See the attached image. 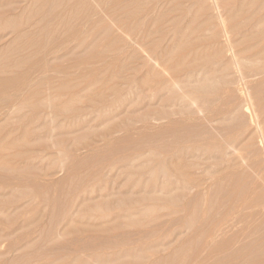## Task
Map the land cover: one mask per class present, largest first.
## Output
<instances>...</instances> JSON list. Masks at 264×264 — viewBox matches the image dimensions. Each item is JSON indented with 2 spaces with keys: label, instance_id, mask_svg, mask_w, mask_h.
<instances>
[{
  "label": "rangeland",
  "instance_id": "1",
  "mask_svg": "<svg viewBox=\"0 0 264 264\" xmlns=\"http://www.w3.org/2000/svg\"><path fill=\"white\" fill-rule=\"evenodd\" d=\"M50 1L54 2L53 0H0V79L10 77L17 80V82L21 85V88H14L5 96V98H7L6 101L13 104L12 107L8 111L0 110V264H74V262L75 264H92V261L93 264L94 262L95 264H118L117 262H120L119 264H121L122 262L129 261L130 259L131 262H134L135 259L132 257L133 255H129L133 254L134 250L138 249V247L139 249L140 247L143 248L142 244H144V246H148L147 243H149L150 245L153 240V243L157 244V250L155 247L153 248L156 252L152 250L155 255L153 254L154 256L152 255L153 257L151 256L148 260L144 261L145 263L143 264H264V145H261V142L262 144L264 143L263 124V128L260 127L261 123H263V121L260 122V119H264V111L262 110V112L260 110L261 108H264V75H260L261 77H254L251 81L252 83H250V95L251 98H253L251 101L254 100L259 105L258 106L254 101L255 105L251 102L253 104V106L251 104V110H248L244 106V99L234 90H231L230 93L228 92L226 95L223 94V98L218 104H207L206 109L210 110L204 109L206 110L204 111V115L206 117L210 116L211 119L215 118L214 121H210L208 117L206 118L203 116L198 118L175 117L174 120L176 122L173 121L174 123L167 122V119L152 120V122L148 121L149 123L139 122L136 124L133 123V121H130L131 125L130 122L126 123L129 124V128L116 132L111 136H107V126L111 129L112 126L119 127L118 124H123L121 119L124 120L126 116H128V112H130V114H141V112L143 113L145 109L142 108L138 103L139 101H137L139 95L138 92L141 87L138 82L135 83L132 81L130 85L127 83L129 86L126 83L123 85L124 83L121 82L122 75L127 73V71L132 68L129 67V65L131 64L130 66H134L133 62H135V64L137 63V58H130L131 54L134 52L132 44L129 45L126 52L119 55L118 60L114 62L115 64L110 63L103 65L101 62H97L98 64L95 63L92 65L94 69L91 70L90 64H83L81 67H89L88 72L83 67V71L72 72L68 75L53 74L54 72L52 69L54 66H70L75 63L72 61H79V58H81V61H86V59L89 60L88 55H91L93 52V54L96 53V56H99V53L100 56L104 54V57L109 55L112 56L111 54L114 55V51H116L115 49L117 47H121L119 45L116 46L115 43L120 45L122 44L123 46L124 43L121 39H126L124 37H127L123 32L120 33V29L116 28V19H118V15L120 13H123L121 14L123 16L125 14L123 11L126 9L127 11H130L126 13H130L131 15L127 14L125 18L127 19V16L130 18L136 10L131 7L136 6L137 1V3H141L139 2L141 0H132L135 2H132L131 0L130 2L128 0L131 4L124 3L127 2V0H121L120 3L118 2L119 6L115 5V10L111 9L109 11L113 14H105L107 17H104L105 15L103 16L101 14L91 15L97 7L96 5H98L97 3H102L104 0H86L88 2L85 1V4L82 2L83 5H81V3L78 4L77 0H69V2L67 0H55L56 3L51 4ZM94 1L98 2L95 3ZM142 1L145 3L148 2V0ZM122 2L123 4H128V6H130L126 7V5H122ZM67 3L69 7L66 6ZM86 3H89L91 8L90 5L87 6ZM134 3L135 5H132ZM74 4L76 6H74ZM52 5L54 6L52 7ZM84 5L87 7L85 8ZM120 5L126 7V9L123 8L121 10L122 12L119 10ZM80 7H83V9H80ZM163 7L161 9H166L165 11L171 8L170 6ZM117 8L119 11L116 10ZM74 9L77 12L74 11ZM87 10L88 12H86ZM91 10L93 11L91 12ZM82 11L85 12L86 15L89 13V16H87L86 19V15ZM82 13L85 17L84 15H81ZM80 15L83 16L81 19H84L86 24H84L83 20L81 21V19H79ZM109 15L114 16L113 18H115L116 22H114V19ZM115 15L118 17L116 18ZM121 15V18H119L121 20L125 19L124 16L122 17ZM99 16L103 19L106 18V20H101L102 22H105L103 23L104 25H106V21H108V24L105 27L99 23L101 22ZM108 16L112 20H110ZM77 20L80 21V25ZM66 23L68 26L65 25ZM73 24H75V27ZM98 24L103 27L102 30L99 28L100 25L98 26ZM69 25L71 26L70 28ZM84 25L86 26V30ZM92 25L94 26L92 27ZM108 27L111 32H108L107 35V31H104L103 29ZM91 28L94 31L96 30V32H94ZM90 29V35L92 33H96L97 35L92 34L93 36H89L87 32ZM100 30L106 32H103V35L100 36L101 39L98 37V34L101 33ZM97 31H99V33H97ZM73 33L79 34L78 38L80 39H82V36H85L86 40L84 37L82 40L77 38L74 41L71 40L69 45L68 43L70 41L67 43L64 40ZM84 34H87V36ZM118 34H121V38ZM40 35L42 37L47 35L46 39L44 37L42 38ZM51 35L55 37H51ZM94 36H97L95 39L98 38V40L100 39V41H104H101V46L100 43L99 45L94 44L96 42L95 39L94 41L92 39L94 43H88V41H90ZM122 36L124 37L122 38ZM47 38L50 43L46 41ZM114 38L121 43L115 41L113 44L112 42H114ZM34 40H37V42ZM39 40L40 42L42 41V43H40ZM50 40H52V42ZM78 40L81 42H78ZM83 40H85V42ZM72 41L74 42V46H72ZM75 41L78 45L82 44V47L78 45L75 46ZM60 42H64L63 45L65 47L61 45V47L63 46L64 48L62 47L61 49V47H59V50L57 47L60 45ZM82 42L87 43L86 45H83L84 43ZM105 42L107 44H105ZM43 43L48 46L46 47ZM41 44L44 46V49L41 47V52H38V49H40L39 47L42 46ZM77 46L78 51L74 48V52L70 51L72 50L71 47H76L77 49ZM87 47L89 50H87ZM52 48L59 51L44 58L43 53L45 51L52 50ZM92 48H94V50ZM103 49L105 52H102L104 51ZM107 49H114V51L111 53V51L109 52ZM130 49L133 51L132 53L130 52ZM66 50H69L70 53L73 54H70L69 51L68 54H66ZM88 51L89 54H86ZM106 53L107 55L105 56ZM126 54H128L130 59H127L128 56ZM124 55H126V58L121 59L124 58ZM133 55L136 56L135 52ZM56 56L59 57L56 58ZM74 56H76L79 60ZM109 57L105 59L107 60ZM126 61L130 63L128 64ZM40 62L43 64L42 67H38L41 64ZM119 62L122 63V65L123 63H127L125 65L128 66H121ZM105 66H108L109 68H105ZM43 67H45V70ZM34 68L37 70H34ZM106 69L108 70L105 71ZM27 72L29 75H27ZM87 73L89 74L87 75ZM21 77L23 78L21 79ZM96 82L100 85L98 83L97 85ZM133 83L135 86H133ZM61 85L64 87L62 88ZM116 85H119L118 88H120V93L112 94L110 89L111 87L109 86ZM129 87H131V89ZM136 90L138 91L137 93ZM144 92L145 93L143 94L149 93L145 87ZM110 94L112 96H110ZM105 96H108L109 98H106L109 100L107 103L108 107L100 104V101L102 99L104 100ZM98 97H100V100ZM83 99L86 100V102L82 101ZM88 100H92L90 101V104H88ZM93 100H96V102L98 100L100 105H98V102L96 103ZM65 101L67 105H65ZM110 101L113 102L108 105ZM33 102L34 104L35 102H39V105L41 106L39 109L40 111L38 110V113L36 114H33L37 112V110L33 108L34 104L31 105ZM70 102L76 109H78V106L80 105L81 108L85 106L87 113L89 112V114L92 110L95 112L91 114L92 116L88 114V117H86L87 119L82 117L83 120H79L81 123L79 121H71L70 118L69 122L68 116H71L76 111L75 109L73 112L69 110L71 115L67 113L68 107L66 106H69ZM94 102L96 104H94ZM47 103L56 104L58 107H64L67 112L64 108H61L64 110L63 113L60 111L58 112L55 109L48 108L49 104ZM71 104L68 109L72 110ZM85 104H88V107H86L87 105ZM91 104L94 106L92 105L90 108ZM0 105H2V102H0ZM43 105L44 107L42 108ZM208 105L211 107H208ZM213 105L214 107L216 105L217 106L214 108ZM96 106H101L99 107V112H97V109L99 108ZM106 107L111 110H107V113L110 111L111 114L109 113L108 115L106 113ZM151 107L162 109L164 105H153ZM204 107L205 105L203 108ZM103 108H105V111ZM252 108L254 109L253 112L255 111L254 113L257 115L253 116L254 113L249 112L252 111ZM32 109L33 111L35 110V112H33ZM112 109H117L116 114L119 113L117 116H113L114 118L111 116L115 115V111H112ZM170 109L178 108L173 106ZM258 109L263 114H260V112L258 113ZM50 111L51 113L48 114ZM55 111L58 113H56L57 116H55L57 119L51 120L50 116L53 117L54 114L52 113ZM65 112L68 115L65 116ZM101 112H104V114L106 113L108 116L105 115V117H103L104 115ZM31 113L40 117V124L37 123L39 125L33 124L31 126H27L28 118L26 117L31 116ZM213 113H216L215 117H212ZM99 114H102L103 116ZM17 115H19V118ZM96 115L98 116L96 117ZM258 116H260V118ZM93 117L96 118V120ZM84 118L86 122L84 121ZM92 118L94 121H92ZM255 118H258L259 121ZM99 121H101V123ZM256 122H260V126L257 125ZM254 124H256V126ZM250 125H253L254 127ZM252 127L256 129H253ZM27 128L28 130L26 131ZM257 128L261 129V131L258 129L260 133ZM251 129L254 134L251 133ZM254 130L257 132H254ZM256 133L258 134L256 135ZM103 134L107 135L105 136ZM236 134L238 135V140L241 138L239 141H234V143L238 145L246 136V138H244V140L240 143L242 147H238L239 150L237 154L239 156L241 155V157L236 155V152L234 151L230 154L232 157L235 153L236 156H233L234 161L229 159L231 157L228 156V154L222 156V158L220 154L217 156V153L215 152L218 146L215 145L218 143L217 145H220L218 148H220L225 145V142L228 140L233 142L234 139H230V136L233 135L234 137ZM240 134L242 137H240ZM251 134H253L256 138L252 139ZM101 135L107 137L106 141L103 140L104 137L101 138ZM49 136L52 138L49 139ZM237 137L235 136L234 138L237 139ZM257 137L260 140L259 142ZM20 138L22 140H20ZM219 139L220 141H218ZM249 139H251L252 142L249 141ZM202 140L203 144L206 140L209 144L205 143L206 146L203 145L200 143ZM213 140L218 142L215 143ZM244 141H247L248 146ZM195 142L197 146H195ZM243 142L245 145H243ZM212 143L215 144L211 145ZM201 144L203 147L199 148ZM236 144L234 145L236 146ZM74 145L80 148V150L76 151V147L72 148ZM207 145H211V147H208ZM84 146L86 148H84ZM180 147L181 152L182 148L183 150L185 149L183 152L186 157H184L185 155H181L183 152H179ZM207 147L209 149L203 150ZM26 149L32 150V152L28 154L31 157V161L27 158L29 156L25 155L27 153H24ZM42 149H44V151ZM186 149H189L187 151L190 154L185 153ZM210 150L211 152L212 150L213 152L215 151L213 155H216L215 158L220 156L219 160L221 161L218 159L213 160L214 158L211 156V152H209ZM205 151H208L210 155ZM25 152L29 151L26 150ZM243 155L245 157L242 159ZM187 156L191 158V160L187 159ZM24 157L27 158V160ZM206 157L209 158L206 159ZM162 158L169 163L174 162L171 163L172 166L176 164L180 165L178 166L180 168H183L182 165L185 164V162V165L189 164L193 160H199L202 162L199 167H197L198 169L190 168L189 170V165L185 166L187 168H183L185 170L188 169L186 171H190L191 174L193 173L191 177L188 176V172V174L186 173L184 175L183 173L186 171H182L180 169L182 171L181 172L178 167H176L179 170L177 172L181 175L177 173V175H175L173 173L171 178V175H168L167 177L163 174L165 177L171 178L172 184L174 182L173 185L171 184L169 186V184L164 182L165 180H161L163 177L161 176L162 174H159V177H157L155 176L158 174H155L156 171H150L155 170L157 166L160 168L159 163L162 164ZM226 158L227 160H225ZM28 159L29 164H27ZM184 159H187V161ZM222 159L225 164H223L224 162H222ZM59 161H61V163ZM150 161H153L156 164L153 162L148 163ZM166 161H164V166L166 168L169 166L172 168L171 165L166 164ZM219 163H221V165ZM145 164H149V169H151H146L148 167ZM142 165H145L146 167H143ZM227 165L228 167H225ZM213 166L217 169L215 170L217 171L216 173L211 169ZM170 167L168 169H170ZM204 167L207 168L205 169ZM174 168L175 167H173V171ZM203 168L204 172L206 171L205 173L202 172ZM156 169H158V167ZM194 170L200 171L195 172ZM47 172V176L42 177V175H45ZM151 172L154 173H152V177H150L152 175ZM199 173H203L204 175L197 176ZM115 174L116 177L114 176ZM211 174H215L214 177H212ZM179 175L182 176V178H178ZM185 176L188 177V179L190 178V180H193L195 176V180L201 176L202 177L199 178L200 180H204L205 176L209 179H205L207 182L203 181V184L201 183L202 181H198L199 188L198 186L189 188L190 184L185 182ZM165 177H163V179H166ZM173 177H175L174 180L177 181L179 185L175 184L176 182L173 181ZM151 178L152 180H150ZM151 181L153 183H151ZM134 182L138 184L136 185ZM182 182H184L185 185L187 183V185L183 186L184 184H182ZM152 185H156V188L153 187L151 189ZM125 187L128 189L130 188V191H127L131 194L129 192H125V189H127ZM180 187L183 189L186 188L187 190L182 191ZM150 189L154 192L150 191ZM186 191L188 192L186 193ZM144 196H150L148 198L149 200H145ZM122 197L124 198L123 200L121 199ZM125 197L127 199H125ZM138 198L140 199L136 200ZM141 199H144L145 201L143 200V202H140ZM104 200L107 201L105 202ZM12 218H14L13 221ZM85 222L87 223L84 225ZM130 250H132V252ZM125 251L128 253L126 254ZM99 254L102 260H100L101 258ZM97 257L99 258V261L97 260Z\"/></svg>",
  "mask_w": 264,
  "mask_h": 264
},
{
  "label": "bare ground",
  "instance_id": "2",
  "mask_svg": "<svg viewBox=\"0 0 264 264\" xmlns=\"http://www.w3.org/2000/svg\"><path fill=\"white\" fill-rule=\"evenodd\" d=\"M12 1V0H11ZM54 2H51L50 1V4L51 3H56L55 2V0H53ZM68 2H69V0H67ZM85 1L86 0H83V1H80V0H77V3L78 4H80L81 3V5H83V4H85ZM89 1V0H88ZM88 1H86V2H88ZM99 1V0H98ZM98 1H94L95 3H97ZM103 1V0H102ZM120 1L121 0H104L102 3L101 2H98L97 4L98 5H96L97 7L94 9V7H95V5H94V7H93V9H94V11L93 10H91V12H92V14H91V12H90V14L91 15H96V14H101V15H105V14H111L112 12H109L111 9H113V10H115V5L117 6L118 5V2L120 3ZM126 1V0H125ZM130 1V0H129ZM129 1L127 0V2H124V3H129ZM132 1V0H131ZM130 1V2H131ZM137 1V0H136ZM145 1H147V0H145ZM82 2H83V4H82ZM123 2H122V5H126V4H123ZM132 2H135V1H132ZM138 2V1H137ZM136 2V6H133V7H131L132 9H136L134 12H133V15L129 18V16H127V19L125 18L126 17V15L128 14V15H131L130 13H126V12H130V11H127V9H126V7H129L128 6V4L126 5V7H124V6H122V5H120V11L123 9V8H125L126 10H124L123 12L125 13L123 16H124V18L125 19H120L121 17H120V15L121 14H123V13H118V14H116V15H118L117 17H118V19H116L117 20V23H115V26H116V28H118V29H120L121 31H120V33L121 32H123L124 33V35H126L127 37H124V36H122V38L124 37V38H126V39H121V41L124 43L123 44V46H122V44L120 45V44H117V43H115V41L116 42H118V43H121V42H119V41H117L115 38L117 37V34H116V37L114 36V35H112V36H114L115 38V40H114V42H112L113 44L115 43L116 44V46H121V47H117L115 50L116 51H114V49H112V50H108L109 52L111 51V53H112V51H114V55L113 54H111L112 56H107V57H109V59H105V58H107V57H104L103 55L102 56H100V53H99V56H96L95 54H91V55H88L89 56V60L88 59H86V61H81V58H77L76 56H74V57H76V59H78L79 61H77L76 59V61H72V62H75V63H71L72 65H68V66H66V67H61L62 65H60L59 67H53V69H52V71L54 72H52L53 74H71L72 72H79V71H83L84 70V68H85V70H87V72H88V68H86L85 66H83V67H81V65H85V64H90L91 66H90V70L91 69H94L93 68V64H95V63H97V62H101L103 65L105 64H110V63H114V62H116L117 60H118V57H119V55L120 54H123L124 52H126L127 50H128V48H129V45H131L132 44V46H133V50H134V52H135V55L136 56H134L133 54H134V52L133 51H131V49H130V52L132 53L133 52V54H131V57L130 58H133V57H135V59L137 58V63L135 64V62H133L134 60V58L132 59L133 61V63H134V66L132 65V66H130L129 65V67H132L130 70H128L127 71V69H126V71H127V73H125L124 75H122V81L121 82H123L124 84L123 85H125V83L127 84V83H129V85L131 84V82L133 81V82H135V83H137L138 82V84H139V86H141L140 87V91L138 92L137 90H136V93L138 92V100L137 101H139L138 103L141 105V107L142 108H145L144 109V112L142 113L141 112V114H130V112H128L129 114H128V116H126V118L123 120V119H121L122 121H123V124L121 125V124H118L119 125V127L118 126H116V127H113L112 126V129L111 128H109L108 126H107V128H108V130H107V132H108V135L107 136H111V135H113V134H115L116 132H120V131H122V130H124V129H127V128H129V124H126V123H129L130 121L132 122L133 121V123H139V122H141V123H147L148 121L149 122H152V120H161V119H167L168 121L167 122H176L174 119H175V117H187V118H198V117H200V116H203V117H206L205 115H204V111H206V110H210V109H206V106H207V104H218L219 102H220V100L223 98V94H225L226 95V93H230V91L231 90H234L239 96H241L243 99H244V106L248 109V110H251V102H253V101H251V99H253V98H251V95H250V83H252L251 81H252V79L254 78V77H256V76H263L264 75V0H148V2H144V1H139V2H144L143 4H141V3H137ZM74 3V2H73ZM72 3V4H73ZM76 3V4H77ZM100 3V4H99ZM44 4V3H43ZM66 4V3H65ZM87 4V6H89L90 4L89 3H86ZM129 4H131V3H129ZM42 5V4H41ZM132 5H135V3L134 4H132ZM131 5V6H132ZM165 5V6H164ZM54 5H52V7H53ZM55 6H56V4H55ZM65 6V5H64ZM66 6H68V3H67V5ZM72 6V5H71ZM74 6H76L75 4H74ZM79 6V5H78ZM85 6V5H84ZM87 6H85V8L87 7ZM119 6V5H118ZM121 6H122V8H121ZM166 7V6H170L171 8L170 9H168L167 11H165L166 9H161L162 7ZM42 7V6H41ZM69 7V6H68ZM115 7V8H114ZM163 7V8H164ZM54 8H56V7H54ZM66 8V7H65ZM71 8H73V7H71ZM90 8H91V5H90ZM90 8H89V10H90ZM51 9V8H50ZM69 9V8H68ZM80 9H83V7H80ZM46 10V9H45ZM112 10V11H113ZM117 11H119L118 10V8L116 9ZM131 10V9H130ZM40 11V10H39ZM52 11V10H51ZM62 11V10H61ZM74 11H76L75 9H74ZM85 11V10H84ZM44 12V11H43ZM47 12V11H46ZM66 12H68V11H66ZM71 12V11H70ZM77 12V11H76ZM83 12V11H82ZM86 12H88V10L86 11ZM122 12V11H121ZM38 13V12H37ZM53 13V12H52ZM51 13V14H52ZM80 13V12H79ZM83 13H85V12H83ZM81 14V15H84V14ZM172 13H175V14H172ZM77 14V13H76ZM89 14V13H88ZM86 15V13H85V15H86V17H85V15H84V17H85V19L87 18V16H89V15ZM113 14V13H112ZM2 15V14H1ZM49 15V14H48ZM69 15V14H68ZM80 15V18H79V16H78V18L79 19H81V17H83V16H81ZM116 15H115V17H116ZM64 16V15H63ZM74 16V15H73ZM110 17H114V16H111V15H109ZM109 16H108V18H109ZM122 16V15H121ZM122 16V17H123ZM43 17V16H42ZM104 17H107L106 15L104 16ZM116 17V18H117ZM55 18V17H54ZM65 18V17H64ZM99 18H100V21L103 19L102 17H100L99 16ZM40 19V18H39ZM44 19V18H43ZM71 19V18H70ZM110 20H112L111 18H109ZM114 19V22H116L115 21V18H113ZM50 20V19H49ZM69 20V19H68ZM84 21V19H81V21ZM96 20H97V18H96ZM103 20H106V18L105 19H103ZM51 21V20H50ZM61 21H62V19H61ZM61 21H58V22H61ZM78 21V20H77ZM76 21V22H77ZM95 21V20H94ZM88 22V21H87ZM97 22V21H96ZM95 22V23H96ZM99 22V21H98ZM113 22V23H114ZM132 24H131V23ZM63 23H64V21H63ZM72 23V22H71ZM74 23V22H73ZM78 23H79V25H80V21H78ZM94 23V24H95ZM99 23H101L102 25H104L103 23H105V22H99ZM106 23L108 24V21H106ZM111 23V22H110ZM130 23V24H129ZM48 24V23H47ZM69 24V23H68ZM77 24V23H76ZM81 24H82V22H81ZM84 24H86L85 23V21H84ZM93 24V23H92ZM106 24V25H107ZM15 25V24H14ZM49 25H53V24H49ZM65 25H67V23L65 24ZM74 25V27H75V24H73ZM100 24H98V26H99ZM106 25H104V27L106 26ZM114 25V24H113ZM11 26V25H10ZM16 26V25H15ZM55 26V25H54ZM68 26V25H67ZM94 25H92V27H93ZM16 27H18V26H16ZM71 26L69 25V28H70ZM86 26L84 25V28H85ZM96 27H97V25H96ZM42 28V27H41ZM62 28V27H61ZM67 28V27H66ZM83 28V27H82ZM88 28V27H87ZM90 28V27H89ZM95 28V27H94ZM99 28H101V30H102V26L100 25L99 26ZM14 29H16V28H14ZM44 29V28H43ZM68 29V28H67ZM67 29H65V30H67ZM92 29V28H91ZM91 29L87 32V34H89V36H93L92 34H94V33H92L91 35H90V32H91ZM97 29V28H96ZM107 29V30H106ZM108 29H109V27L108 28H105V29H103L104 31H107V33L106 32H104V31H101V33L100 34H98L99 36V38L101 39V35H103V32L104 33H106L107 35H108V32H111L110 31V29H109V31H108ZM1 30H2V28H1ZM41 30V29H40ZM85 30H86V28H85ZM93 30V29H92ZM99 30V29H98ZM21 31V30H20ZM51 31V30H50ZM61 31V30H60ZM82 31V30H81ZM94 31V30H93ZM92 31V32H93ZM2 32V31H1ZM10 32V31H9ZM8 32V33H9ZM18 32V31H17ZM41 32V31H40ZM64 32H68V31H64ZM78 32V31H77ZM84 32V31H83ZM94 32H96V30L94 31ZM3 33V32H2ZM16 33V32H15ZM22 33V32H21ZM44 33V32H43ZM82 33V32H81ZM86 33V32H85ZM97 33H99V31H97ZM122 33V34H123ZM20 34V33H19ZM18 34V35H19ZM87 34H84V35H86L87 36ZM110 34V33H109ZM15 35V34H14ZM17 35V36H18ZM47 35H48V33H47ZM47 35H45V39H46V36ZM65 35H67V34H65ZM83 35V34H82ZM81 35V36H82ZM94 35H97L96 33L94 34ZM105 35V34H104ZM111 35V34H110ZM121 34H118V36L121 38V36H120ZM41 36V35H40ZM49 36V35H48ZM76 36V37H75ZM78 36H79V34H76V33H73V34H71V36H69V37H67V38H65V42H69L68 44L70 45V43H71V40H75V39H77L78 38ZM80 36V37H81ZM20 37H22V36H20ZM30 37V36H29ZM42 37V36H41ZM42 37V38H43ZM51 37H55V36H52L51 35ZM62 37V36H61ZM64 37V36H63ZM83 37H84V39H85V36H82L81 38L83 39ZM97 36H94L93 38H91V42L90 41H88V43H92L93 41H94V39L96 38ZM105 37H106V35H105ZM118 37V38H119ZM3 38V37H2ZM38 38H39V36H38ZM42 38H41V40H42ZM58 38V37H57ZM60 38V37H59ZM117 38V39H118ZM29 39V38H28ZM52 39V38H51ZM56 39V38H55ZM55 39H53V40H55ZM78 39H80V38H78ZM82 39H80V40H82ZM92 39H93V41H92ZM100 39L98 40V38L97 39H95V41L97 42H93L94 44H98L99 45V43H100V46H101V43L102 42H104V41H100ZM31 40V39H30ZM57 40V39H56ZM80 40H78V42L80 41ZM86 40V39H85ZM85 40H83L84 42H85ZM124 40V41H123ZM35 42H37V40H34ZM47 42H49V40H48V38H47V40H46ZM51 42H52V40H50ZM72 41V42H73ZM77 41V40H76ZM76 41H75V46L76 45H78V43H76ZM39 42H40V40H39ZM81 42V41H80ZM84 42H82V43H84ZM40 43H42V41L40 42ZM46 43V42H45ZM50 43V42H49ZM59 43V42H58ZM63 43L64 42H60V45L57 47L58 49H59V47H61V45H63ZM87 43V42H86ZM86 43H84L83 45H86ZM109 43H111V42H109ZM109 43H108V45H109ZM34 44V43H33ZM44 44V43H43ZM93 44V45H94ZM105 44H107L106 42H105ZM105 44H103V45H105ZM42 45V44H41ZM45 45V44H44ZM97 45V46H98ZM102 45V46H103ZM6 46V45H5ZM32 46V45H31ZM35 46V45H34ZM46 46V45H45ZM48 46V45H47ZM46 46V47H47ZM56 46V45H55ZM64 46V45H63ZM62 46V47H63ZM68 46V45H67ZM72 46H74V42H73V44H72ZM78 46H81L82 47V44L80 45H78ZM78 46H77V49H76V47H71L72 48V50H70L71 52L73 51H78ZM88 46H89V44H88ZM106 46V45H105ZM103 46L104 48H106V47H108V46ZM110 46V45H109ZM41 47H42V49H44L43 47V45L42 46H40L39 48L40 49H38V52H41L40 50H42L41 49ZM62 47H61V49H62ZM65 47V46H64ZM63 47V48H64ZM70 47V46H69ZM69 47H66V48H69ZM90 47V46H89ZM96 47V46H95ZM56 48V47H55ZM54 48V49H55ZM70 48V49H71ZM73 48L75 49V50H73ZM101 48V47H100ZM53 48H52V50H49V51H45L44 53H43V57L45 58V57H47V56H49V55H53V54H55V53H57L59 50H54ZM86 49V48H85ZM91 49V48H90ZM93 50H94V48H92ZM98 49V48H97ZM96 49V50H97ZM80 50V49H79ZM87 50H89L88 49V47H87ZM102 50V49H101ZM104 50V49H103ZM107 50H106V52H107ZM68 51L69 50H66V54H68ZM70 51H69V53H70ZM84 51H86V50H84ZM43 52V51H42ZM87 52V51H86ZM97 52V51H96ZM100 52V51H99ZM102 52H105V50L104 51H102ZM101 52V53H102ZM108 53V52H107ZM107 53L105 54V56L107 55ZM38 54V53H37ZM62 54L64 55V53L62 52ZM66 54H65V57H66ZM70 54H73V53H70ZM75 54V53H74ZM83 54V53H82ZM86 54H89V51H88V53H86ZM98 55V54H97ZM127 56H128V54H126ZM126 55H124V58H121V59H125L126 57ZM129 55H130V53H129ZM133 55V56H132ZM35 56V55H34ZM60 56V55H59ZM59 56H56V58L57 57H59ZM62 56V55H61ZM83 56V55H82ZM81 56V57H82ZM84 57H87V56H84ZM52 58V57H51ZM55 58V57H54ZM62 58V57H61ZM63 58H64V56H63ZM71 58V57H70ZM129 58V56H128V58L127 59H130ZM66 59V58H65ZM82 59H84V58H82ZM48 60V59H47ZM64 60V59H63ZM85 60V59H84ZM43 61H45V60H43ZM122 61V60H121ZM125 61V60H124ZM129 61V60H128ZM128 61H126L128 64L130 63V62H128ZM131 61V60H130ZM136 61V60H135ZM42 62V61H41ZM40 62V63H41ZM46 62V61H45ZM42 63H44V62H42ZM40 64V66H38V67H42V65L43 64ZM67 63V62H66ZM127 63H125V64H127ZM132 63V64H133ZM98 64V63H97ZM100 64V63H99ZM115 64V63H114ZM119 64L121 65V66H126L124 63H123V65H122V63H120L119 62ZM67 65V64H66ZM8 66V65H7ZM45 66V65H44ZM65 66V65H64ZM109 66V65H108ZM107 66V67H108ZM112 66V65H111ZM128 66V65H127ZM126 66V67H127ZM38 67H35V68H38ZM46 67V66H45ZM45 67H43L44 68V70H45ZM99 67V66H98ZM101 67H103V66H101ZM100 67V68H101ZM106 66H105V68H107ZM114 67V66H113ZM119 67V66H118ZM29 68V67H28ZM34 68V70H37V69H35ZM109 68V67H108ZM83 69V70H82ZM102 69H104V68H102ZM122 69V68H121ZM41 70H43V69H41ZM40 70V71H41ZM43 70V71H44ZM89 70V71H90ZM108 69H106L105 71H107ZM114 70V69H113ZM43 71H41V72H43ZM103 71V70H102ZM115 71V70H114ZM120 71V70H119ZM125 71V72H126ZM34 72V71H33ZM40 72V73H41ZM32 73V72H31ZM81 73H83V72H81ZM97 73V72H96ZM104 73V72H103ZM113 73V72H112ZM1 74V73H0ZM89 73H87V75H88ZM98 74V73H97ZM97 74H95V75H97ZM27 75H29V73L27 72ZM26 75V76H27ZM31 75V74H30ZM66 75V76H67ZM84 75V74H83ZM86 75V74H85ZM91 75V74H90ZM25 76V77H26ZM59 76V75H58ZM64 76V75H63ZM70 76V75H69ZM260 76V77H261ZM99 77V76H98ZM115 77V76H114ZM113 77V78H114ZM264 77V76H263ZM23 77H21V79H22ZM48 78H50V77H48ZM63 78V77H62ZM68 78V77H67ZM108 78V77H107ZM112 78V79H113ZM41 79V78H40ZM44 79V78H43ZM42 79V80H43ZM109 79V78H108ZM107 79V80H108ZM20 80V79H19ZM48 80V79H47ZM51 80V79H50ZM52 80H53V78H52ZM24 81V80H23ZM22 81V82H23ZM59 81V80H58ZM120 81V80H119ZM29 82V81H28ZM51 82H53V81H51ZM61 82V81H60ZM59 82V83H60ZM108 82V81H107ZM117 82V81H116ZM37 83H39V82H37ZM50 83V82H49ZM63 83H64V81H63ZM98 82H96V84H97ZM99 84V83H98ZM97 84V85H98ZM118 84V83H117ZM134 84V83H133ZM90 85V84H89ZM100 85V84H99ZM120 85V84H119ZM119 85H116V86H109V87H111L110 89H111V91H112V94L114 93V94H119L120 93V88H118V86ZM128 85V84H127ZM128 85V86H129ZM21 85L17 82V80H15V79H12V78H2V79H0V102H2V105H0V110H9L11 107H12V105L13 104H11L10 102L8 103V101H6V99L7 98H5V96L7 95V93H9V91L10 90H12V89H14V88H16V87H18V88H21L20 87ZM62 86V85H61ZM127 86V87H128ZM133 86H135V84L133 85ZM64 86H62V88H63ZM144 87L149 91V93L147 94H143V93H145L144 92ZM130 89H131V87H129ZM129 88H127L128 90H130ZM135 88V87H134ZM109 89V88H108ZM133 89V88H132ZM110 91V90H109ZM18 92V91H17ZM103 92V91H102ZM5 93V94H4ZM90 93H91V91H90ZM142 93V94H141ZM3 94H4V96H3ZM95 94V93H94ZM101 94V93H100ZM104 94V93H103ZM96 95V94H95ZM107 95V94H106ZM140 95H142V96H140ZM89 96V95H88ZM98 96V95H97ZM101 96H103V95H101ZM100 96V97H101ZM109 96V95H108ZM108 96H105V98H104V100H103V102H102V100L99 102L98 100H97V102H98V105H100V104H103V106H107V103L109 102V100H107L106 98H108ZM110 96H112L111 94H110ZM140 96V97H139ZM47 97H48V95H47ZM95 97V96H94ZM100 97H98L99 98V100H100ZM28 98H30V97H28ZM73 98V97H72ZM79 98V97H78ZM86 98V97H85ZM113 98H114V96H113ZM242 98H240V99H242ZM80 99V98H79ZM87 99V98H86ZM106 99V100H105ZM109 99V98H108ZM111 100V99H110ZM113 100V99H112ZM39 101V100H38ZM73 101V100H72ZM81 101V100H80ZM82 101H85L86 102V100H82ZM90 101H92V100H88L87 102H89L88 104H90ZM93 101H95L96 102V100H93ZM136 101V102H137ZM242 101V100H241ZM53 102V101H52ZM94 102V104H96ZM113 101H110V103L108 104V105H110L111 103H112ZM243 102V101H242ZM255 102V101H254ZM254 102H253V104H254ZM28 103V102H27ZM27 103H26V105H27ZM51 103V102H50ZM55 103V102H54ZM65 103V105H67L66 104V101L64 102ZM76 103V102H75ZM74 103V104H75ZM91 103H93V102H91ZM100 103V104H99ZM256 104H257V102H255ZM14 104H15V102H14ZM34 104V102L31 104V105H33ZM40 103L39 102H35V104H34V106H33V108L35 109V110H37V112H35V110L33 111V109H32V111L33 112H35V113H33L32 111V113L33 114H36V113H38V110L40 109V105H39ZM41 104H42V102H41ZM47 104H49V103H47ZM46 104V105H47ZM59 104V103H58ZM70 104H71V102H70ZM70 104H69V106H66V107H68V108H70ZM88 104H85V105H87L86 107H88ZM243 104V103H242ZM253 104H252V106H253ZM31 105H30V108H31ZM64 105V106H65ZM77 105V104H76ZM75 105V106H76ZM79 105V104H78ZM82 105V104H81ZM92 105L93 104H91V106H90V108L92 107ZM138 105V104H137ZM153 105H164V107L162 108V109H157V108H152L151 106H153ZM205 105V107L203 108V106ZM214 105H213V107H214ZM255 105V104H254ZM258 105V104H257ZM71 106H72V104H71ZM83 106V105H82ZM94 106V105H93ZM173 106H175V107H177L178 109H170L171 107H173ZM217 106V105H216ZM215 106V107H216ZM259 106V105H258ZM28 107V106H27ZM44 107V105L42 106V108ZM48 107V106H47ZM97 107V106H96ZM96 107H93V108H96ZM99 107H101V106H98L97 108H99ZM108 107V106H107ZM106 107V108H107ZM208 107H211V106H209L208 105ZM207 107V108H208ZM214 107V108H215ZM257 107V106H256ZM48 108H52V109H55V110H57L58 112L60 111V112H64V110H65V108L64 107H58L56 104H49V107ZM57 108H60V109H57ZM64 108V110H62V109ZM67 108V113H71V112H69V110L70 111H72L73 112V110L75 111V113L74 114H70L71 116H68V120H69V122H70V119H71V121H76V122H78L79 120H81L82 119V117H88L87 115L89 114V112L87 113V110H86V108H85V106H83L82 108H81V106L79 105L78 106V109H76L75 107H71L72 108V110L71 109H68ZM111 108V107H110ZM88 109V108H87ZM204 109H206V110H204ZM213 109V108H212ZM259 109H260V107H259ZM258 109V110H259ZM30 110V109H29ZM91 110V109H90ZM98 110H100V108L99 109H97V112H99ZM103 110L105 111V108H103ZM107 110H110V109H106V113H107ZM114 109H112V111H113ZM117 110V109H116ZM116 110H114L115 112H114V114L115 115H111L112 117L113 116H117L118 114H116ZM253 108H252V111H249V112H253ZM256 110V109H255ZM261 111L263 110L264 111V108H261L260 109ZM260 110L259 111H257L258 113L260 112ZM40 111V110H39ZM54 111V110H53ZM52 111V112H53ZM57 111H55L54 113H52V114H54L53 115V117L52 116H50V118H51V120H55V119H57V118H55V116H57L56 115V113H57ZM111 111V110H110ZM110 111H109V113H110ZM262 111V112H263ZM9 112H11V111H9ZM65 112V113H66ZM93 112H95V111H93L92 110V112L90 111V114L89 115H91ZM135 112V111H134ZM216 112V111H215ZM225 112H227V111H225ZM255 112V111H254ZM253 112V113H254ZM3 113V112H2ZM6 113V112H5ZM31 113V114H32ZM43 113V112H42ZM49 113H51V111L50 112H48V114ZM65 114V116L66 115H68V114ZM102 113V112H101ZM104 114V112L102 113V114H99V115H102L103 117H105V115L106 116H108L109 115V113H107V114ZM133 113V112H132ZM210 113V112H209ZM211 113H212V111H211ZM264 113V112H263ZM263 113H261L260 112V114H263ZM31 115V116H27L26 118H28L27 119V126L28 125H33V124H37V123H39V121H40V117L38 116V115ZM58 114V113H57ZM97 114V113H96ZM111 114V113H110ZM252 114V113H251ZM259 114V115H260ZM30 115V114H29ZM42 115V114H41ZM63 115V114H62ZM207 115H208V113H207ZM209 115H211V114H209ZM215 115H216V113H213V115H212V117H215ZM255 115H257L256 113H254L253 114V116H255ZM18 116V118H19V115H17ZM60 116V115H59ZM92 116V115H91ZM98 115H96V117H97ZM262 116V115H261ZM62 117V116H61ZM208 117V116H207ZM206 117V118H207ZM259 118H260V116H258ZM263 117H264V114H263ZM17 118V119H18ZM59 118V117H58ZM65 118H67V117H65ZM70 118V119H69ZM85 118H84V121H85ZM94 118V117H93ZM93 118H92V121H94L93 120ZM108 118V117H107ZM114 118V117H113ZM42 119H43V117H42ZM47 119V118H46ZM45 119V120H46ZM62 119V118H61ZM87 119V118H86ZM95 120H96V118H94ZM104 119V118H103ZM119 119V120H120ZM208 119L210 120V121H214L215 120V118H213V119H211L210 118V116L208 117ZM251 119H252V115H251ZM253 119H254V117H253ZM255 119H257V121H259L258 120V118H255ZM83 120V119H82ZM90 120H91V118H90ZM89 120V121H90ZM99 120H100V118H99ZM106 120H108V119H106ZM109 120H110V118H109ZM181 120H183V119H181ZM122 121H120V122H122ZM261 121H263V123H261V126L259 125V123L261 122ZM42 122V121H41ZM63 122V121H62ZM68 122V123H69ZM75 122V123H76ZM80 123H81V121H79ZM86 122V121H85ZM100 123H101V121H99ZM105 122V121H104ZM125 122V123H124ZM131 122H130V125H131ZM148 122V123H149ZM173 122V123H174ZM252 122V121H251ZM260 122L258 123V122H256V124L257 125H259L261 128H263L262 127V124H263V126H264V119H260ZM50 123V122H49ZM60 123H61V121H60ZM116 123V122H115ZM254 123V122H253ZM40 124V123H39ZM39 124H37V125H39ZM43 124V123H42ZM62 124V123H61ZM176 124V123H175ZM256 124H254L255 126H256ZM56 125V124H55ZM113 125V124H112ZM115 125V124H114ZM117 125V124H116ZM121 125V126H120ZM132 125H134V124H132ZM144 125V124H143ZM59 126V125H58ZM250 126H253V125H250ZM259 126H257V127H259ZM55 127V126H54ZM134 127V126H133ZM254 127V126H253ZM252 127V128H253ZM259 127V128H260ZM248 128V127H247ZM259 128H257V130L259 129ZM24 129V128H23ZM52 129H53V127H52ZM139 129V128H138ZM253 129H256V128H253ZM264 129V128H263ZM12 130V129H11ZM28 130V128L26 129V131ZM31 130V129H30ZM49 130V129H48ZM252 130V129H251ZM260 131H261V129H259ZM259 130H258V132H259ZM10 131V130H9ZM13 131V130H12ZM128 131V130H127ZM256 130H254V132H255ZM11 132V131H10ZM23 132H24V130H23ZM30 132V131H29ZM106 132V133H107ZM238 132V131H237ZM257 132V131H256ZM264 132V131H263ZM28 133V132H27ZM243 133V132H242ZM251 133H253V130H252V132ZM260 133V132H259ZM29 134V133H28ZM234 134V133H233ZM250 134V133H249ZM254 134V133H253ZM253 134H251V137H252V139L253 138H256V137H254L253 136ZM258 133H256V135H257ZM264 134V133H263ZM49 135V134H48ZM103 135H105V134H103ZM105 135V136H106ZM52 136V135H51ZM102 136V135H101ZM100 136V137H101ZM236 137L238 136L237 134L235 135ZM234 136V137H235ZM104 136H102L101 138H103ZM233 137V135H231L230 136V139H234L233 140V142L231 141V140H228V139H226V140H228V141H226L225 142V140H224V142H225V145H223V146H221L222 147V149H221V147L220 148H218L220 145H217L218 143V141H220V139L217 141V142H215L214 140V142L215 143H217L215 146H218L216 149V152L215 153H217L216 155L218 156V154H220L221 155V158H222V156H224V155H227L228 154V156H230V154H232V152L234 151V152H236V155H238L237 154V152H238V150H239V146L240 147H242V145H240V143L244 140V138H246V136L241 140V142L239 143V145L238 144H236V143H234V141H236V140H238V137H237V139H235ZM240 137H242L241 136V134H240ZM49 139L50 138H52V137H48ZM101 138H99V139H101ZM105 138V139H104ZM103 138V140H105L106 141V139H107V137H104ZM109 138V137H108ZM225 138H227V137H225ZM263 138H264V136H263ZM60 139H62V138H60ZM65 139V138H64ZM241 138H239V140H240ZM257 139H258V142L260 141L259 140V138L257 137ZM20 140H22L21 138H20ZM43 140V139H42ZM79 140V139H78ZM102 140V139H101ZM223 140H221V141H223ZM238 140V141H239ZM59 141V140H58ZM111 141V140H110ZM237 141V142H238ZM248 141V140H247ZM247 141H244V142H246L247 143ZM249 141H251L252 142V140L251 139H249ZM15 142V141H14ZM13 142V143H14ZM92 142H93V140H92ZM208 141L206 140V144H209V143H207ZM210 142H211V140H210ZM243 142V145H245V143ZM263 142H264V140H263ZM53 143H54V141H53ZM57 143V142H56ZM197 143H199V142H197ZM200 143H202L203 144V140H202V142H200ZM203 144V145H205L206 146V144ZM214 143V144H215ZM250 143V142H249ZM10 144V143H9ZM195 144H196V142H195ZM202 144H201V146L199 147V148H201V147H203L202 146ZM213 143L211 144V145H214ZM219 144H221V143H219ZM224 144V143H223ZM234 144H236V146L234 145ZM252 144V143H251ZM41 145V144H40ZM83 145V144H82ZM211 145L210 146H208V147H211ZM247 146H248V143L246 144ZM261 145H264V143L262 144V142H261ZM45 146V145H44ZM43 146V147H44ZM59 146V145H58ZM195 146H197V144L195 145ZM198 146H199V144H198ZM246 146V147H247ZM53 147V146H52ZM74 147H76L75 148V150L76 151H78V150H80V148H78L77 146H73L72 148H74ZM182 147V146H181ZM181 147L179 148V152H181L180 151V149H181ZM185 147V146H184ZM204 148L203 150H207V149H209V148ZM244 147V146H243ZM46 148H49V147H46ZM51 148V147H50ZM84 148H86L85 146H84ZM237 148V149H236ZM211 149V148H210ZM237 151H236V150ZM243 149V148H242ZM262 149H263V146H262ZM29 151V152H25V151ZM25 151H24V153H27V154H25V155H28L30 152H32V150L30 149H26ZM43 151H44V149H42ZM58 150V149H57ZM187 150H189V149H186V152L185 153H188V154H190ZM264 150V149H263ZM183 151H185V149L183 150V148H182V152ZM22 152V151H21ZM178 152V153H179ZM181 152V153H182ZM206 152V151H205ZM208 152V151H207ZM206 152V153H207ZM209 152H211V150L209 151ZM209 152L207 153V154H209ZM213 150H212V152H211V156H213V160H215V159H218L219 160V157H216L215 158V156L213 155ZM240 152V151H239ZM23 153V154H24ZM63 153H65V152H63ZM173 153V152H172ZM141 154V153H140ZM180 154V153H179ZM187 154V155H188ZM205 154V153H204ZM204 154H203V156H204ZM240 154V153H239ZM173 155V154H172ZM181 155H185L184 154V152H183V154H181ZM210 155V154H209ZM235 155V153H234V155H232V157L231 158H229V159H232L233 161H234V157L233 156H236ZM29 156V155H28ZM175 156V155H174ZM208 156V155H207ZM210 156V157H211ZM239 156V155H238ZM237 156V157H238ZM26 157V156H25ZM24 157V158H25ZM156 157V156H155ZM159 157V156H158ZM183 157V156H182ZM184 157H186V155L184 156ZM188 157V156H187ZM226 157V156H225ZM236 157V158H237ZM239 157H241V155L239 156ZM243 157H245L244 155L242 156V159H243ZM27 158H31L30 156L29 157H27ZM27 158H25L26 160H27ZM148 158V157H147ZM171 158V157H170ZM205 158V157H204ZM209 157H206V159H208ZM212 158V157H211ZM220 158V159H221ZM224 158V157H223ZM228 158V157H227ZM227 158L225 159V160H227ZM29 159H28V162H27V164H29ZM164 158H162V160H163ZM167 159V158H166ZM187 159H190L191 160V158H187ZM187 159H184V160H186L187 161ZM194 159V158H193ZM229 159H228V162H229ZM239 159H241V158H239ZM60 160H61V158H60ZM150 160V159H149ZM153 160V159H152ZM154 160H156V159H154ZM180 160V159H179ZM203 160V159H202ZM223 160V159H222ZM30 161H31V159H30ZM158 161V160H157ZM164 161H166V160H163L162 161V164L161 163H159L160 164V168H159V166H157L158 167V169H156L155 168V170H150L149 169V164H145V165H147V167L148 168H146V169H149L150 171H156L155 172V174H157V175H155V176H157V177H159V174H162L161 176H163V177H165L164 175H166L167 177H168V175H171V178H172V174L174 173L175 175H177V174H180V173H178L177 171H179L180 169L182 170V171H186V170H188V169H183V168H187V167H185V166H188V168H189V170H190V168H196V169H198L197 167H199V165L201 164V162L199 161V160H197V161H192V162H190V161H188V162H190L189 164H187V165H185L186 164V162H185V164H183V161H182V167L183 168H180V167H178V166H180V165H178V164H176V165H174V166H172L171 165V163H174V162H171V163H169V162H167L166 164L167 165H171L172 166V168L170 167V169H172V170H170V169H168V168H166L165 166H164ZM219 161H221V160H219ZM237 161V160H236ZM235 161V162H236ZM60 163H61V161H59ZM129 162V161H128ZM153 162V161H152ZM151 161L150 162H148V163H152ZM159 162V161H158ZM158 162H157V165H158ZM160 162H161V158H160ZM222 162H224V160L222 161ZM31 163V162H30ZM62 163H63V161H62ZM147 163V162H146ZM154 163V162H153ZM169 163V164H168ZM218 163V162H217ZM24 164V163H23ZM34 164V163H33ZM58 164V163H57ZM130 164V163H129ZM132 164V163H131ZM154 164H156V163H154ZM154 164H153V166H154ZM220 165H221V163H219ZM218 164V165H219ZM223 164H225V162L223 163ZM226 164H228V163H226ZM229 164H230V162H229ZM239 164V163H238ZM51 165H54V164H51ZM127 165H128V163H127ZM133 165V164H132ZM143 166V167H146V166ZM217 165V166H218ZM236 165V164H235ZM46 166H48V165H46ZM113 166V165H112ZM141 166V165H140ZM139 166V167H140ZM209 166H211V165H209ZM209 166H207V167H209ZM216 166V167H217ZM34 167V166H33ZM55 167V166H54ZM116 167V166H115ZM123 167V166H122ZM133 167V166H132ZM173 167H178V169L176 168H174V171H173ZM206 167V168H207ZM225 167H228V165L227 166H225ZM230 167V166H229ZM56 168V167H55ZM114 168V167H113ZM153 168V167H152ZM205 168V167H204ZM204 168H203V171L202 172H204ZM205 168V169H206ZM210 168V167H209ZM208 168V169H209ZM214 168V169H213ZM213 168L211 167V169L216 173L217 171H215V170H217V169H215V166H213ZM42 169V168H41ZM46 169V168H45ZM53 169V168H52ZM58 169V168H57ZM141 169H142V167H141ZM145 169V168H144ZM202 169V168H201ZM200 169V170H201ZM224 169V168H223ZM54 170V169H53ZM61 170V169H60ZM108 170V169H107ZM143 170V169H142ZM175 170H176V172H175ZM180 170V171H181ZM200 170H197V171H200ZM43 171V170H42ZM121 171V170H120ZM146 171H148V170H146ZM145 171V172H146ZM181 171V172H182ZM195 172H197L196 170H194ZM223 171V170H222ZM38 172V171H37ZM45 172V171H44ZM188 171H186L185 173H183L184 175L187 173ZM194 172V173H195ZM206 172V171H205ZM204 172V173H205ZM211 172V171H210ZM38 173H40V172H38ZM43 173V172H42ZM144 173V172H143ZM142 173V174H143ZM153 172H151V174H152ZM177 173V174H176ZM189 173V175L188 176H190L191 177V175L193 174H191V172L189 171L188 172ZM187 173V174H188ZM218 173H219V171H218ZM47 174H48V172L45 174V175H42V177L43 176H47ZM106 174V173H105ZM141 174V175H142ZM148 174H150V173H148ZM150 174V175H151ZM154 174V173H153ZM153 174L150 176V177H152L153 176ZM164 174V175H163ZM208 174H210V173H208ZM111 175V174H110ZM122 175V174H121ZM137 175V174H136ZM144 175V174H143ZM142 175V176H143ZM174 175V176H175ZM181 175V174H180ZM178 176V178H182V176ZM183 175V176H184ZM198 175H204L203 173L202 174H197V176ZM212 175V177H214V175L213 174H211ZM217 175V174H216ZM52 176V175H51ZM115 177H116V174L114 175ZM187 176V175H186ZM185 176V177H186ZM30 177H31V175H30ZM138 177V176H137ZM157 177H156V179H157ZM163 177L161 178V180H165L164 182H166L167 184H169V186L172 184L171 182V178H167V177H165L166 179H163ZM170 177V176H169ZM202 177V176H201ZM201 177H199V178H201ZM209 177V176H208ZM211 177V176H210ZM35 178V177H34ZM112 178V177H111ZM119 178H120V176H119ZM193 178V177H192ZM195 178H196V176H195ZM195 178H193V180H190V178L188 179V177H186V178H184L185 179V182H187L188 184H190L189 185V188H193V187H197L199 184H198V181H202L201 183L203 184V181H205V182H207L206 180H208L207 178H206V176H205V179L203 180V179H199V178H197L196 180H195ZM29 179V178H28ZM108 179V178H107ZM110 179V178H109ZM115 179V178H114ZM149 179V178H148ZM153 179H154V177H153ZM159 179V178H158ZM175 179V177H173V181H175L174 180ZM34 180V179H33ZM106 180V179H105ZM150 180H152V178L150 179ZM161 180H159L160 182H162ZM176 180H177V178H176ZM114 181V180H113ZM113 181H112V183H113ZM125 181V180H124ZM158 181V180H157ZM178 181H179V179H178ZM133 182V181H132ZM143 182V181H142ZM176 183L175 184H178L177 183V181H175ZM180 182H181V180H180ZM204 182V183H205ZM122 183V182H121ZM134 183H136V182H134ZM151 183H153L152 181H151ZM150 183V184H151ZM165 183V184H166ZM187 183H186V185H187ZM102 184V183H101ZM131 184V183H130ZM133 184V183H132ZM138 183H136V185H137ZM148 184V183H147ZM163 184V183H162ZM173 184H174V182H173ZM172 184V185H173ZM182 184H184V182H182ZM181 184V185H182ZM104 185H106V184H104ZM116 185V184H115ZM120 185H122V184H120ZM160 185V184H159ZM158 185V186H159ZM179 185V184H178ZM185 184L183 185V186H186ZM132 186V185H131ZM130 186V187H131ZM135 186V185H134ZM146 186H148V185H146ZM151 186V185H150ZM156 186V185H155ZM155 186H153L152 185V187H151V189L153 188V187H155ZM177 186V185H176ZM182 186V187H183ZM104 187V186H103ZM106 187V186H105ZM99 188V187H98ZM125 188H127V187H125ZM134 188V187H133ZM142 188V187H141ZM150 188V187H149ZM156 188V187H155ZM181 188V187H180ZM198 188H199V186H198ZM100 189H104V188H100ZM131 189H132V187H131ZM150 189V191H152ZM162 189V188H161ZM178 189H179V187H178ZM99 190V189H98ZM127 190H129L130 191V188L128 189H125V192H129V191H127ZM145 190V189H144ZM154 190V189H153ZM157 190H159V189H157ZM165 190V189H164ZM181 190L183 191V190H187L186 188L185 189H183V188H181ZM190 190V189H189ZM188 190V191H189ZM97 191V190H96ZM101 191V190H100ZM109 191H111V190H109ZM108 191V192H109ZM118 191V190H117ZM141 191H143V190H141ZM140 191V192H141ZM149 191V192H150ZM170 191V190H169ZM188 191H186V193L188 192ZM191 191V190H190ZM103 192V191H102ZM152 192H154V191H152ZM165 192H166V190H165ZM168 192V191H167ZM185 192V191H184ZM130 193V192H129ZM170 193V192H169ZM121 194V193H120ZM131 194V193H130ZM151 194V193H150ZM168 194V193H167ZM88 195V194H87ZM129 195V194H128ZM142 195V194H141ZM106 196V195H105ZM130 196V195H129ZM89 197V196H88ZM107 197V196H106ZM145 197V196H144ZM150 196H146L144 199L146 200V199H148ZM164 197V196H163ZM167 197V196H166ZM143 198V197H142ZM154 198H157V197H154ZM160 198V197H159ZM122 200L124 199L123 197L121 198ZM125 199H127L126 197H125ZM130 199V198H129ZM135 199V198H134ZM140 198H138V199H136V200H139ZM143 199V200H144ZM161 199V198H160ZM164 199V198H163ZM85 200H87V199H85ZM116 200V199H115ZM114 200V201H115ZM143 200L141 199V201L140 202H143ZM144 200V201H145ZM149 200V199H148ZM105 201V200H104ZM107 201V200H106ZM105 201V202H106ZM130 201V200H129ZM166 201V200H165ZM81 202V201H80ZM103 202V201H102ZM163 202V201H162ZM171 202V201H170ZM174 202V201H173ZM172 202V203H173ZM82 203V202H81ZM101 203V202H100ZM167 203V202H166ZM107 204V203H106ZM119 204V203H118ZM137 204V203H136ZM33 205V204H32ZM80 205V204H79ZM78 205V206H79ZM103 205V204H102ZM108 205V204H107ZM110 205V204H109ZM121 205V204H120ZM150 205V204H149ZM153 205V204H152ZM31 206V205H30ZM82 206V205H81ZM90 206V205H89ZM105 206V205H104ZM85 207V206H84ZM83 207V208H84ZM93 207V206H92ZM117 207H119V206H117ZM116 207V208H117ZM87 208V207H86ZM108 208V207H107ZM118 209V208H117ZM120 209V208H119ZM173 209V208H172ZM176 209V208H175ZM76 210V209H75ZM82 211V210H81ZM108 211V210H107ZM172 212V211H171ZM118 213V212H117ZM107 214V213H106ZM110 214V213H109ZM113 214V213H112ZM102 215V214H101ZM100 215V216H101ZM105 216H107V215H105ZM102 217V216H101ZM99 218V217H98ZM116 218V217H115ZM13 219L14 218H12V221H13ZM105 220H106V218H105ZM111 220V219H110ZM67 222V221H66ZM106 222V221H105ZM27 223V222H26ZM87 222H85L84 223V225L86 224ZM97 224V223H96ZM90 225V224H89ZM98 225V224H97ZM21 226V225H20ZM25 227V226H24ZM22 228V227H21ZM68 228V227H67ZM84 228V227H83ZM19 229V228H18ZM14 231V230H13ZM177 234V233H176ZM167 236V235H166ZM170 237H171V235H170ZM163 238H165V237H163ZM160 239V238H159ZM162 239V238H161ZM170 239V238H169ZM176 239V238H175ZM1 240H2V237H1ZM172 240V239H171ZM151 241V240H150ZM154 241V240H153ZM153 241H152V243H150V245H149V243H147L148 244V246L146 245V246H144V244H142V245H140V246H142L143 248H141L140 247V249H139V247H138V249H139V251H138V249H135L134 250V252H133V254H128L129 256H132V257H134V262H131L130 260L129 261H125V262H122L121 264H143V263H145L144 261H146V260H148L153 254H154V252H156V251H154L153 250V248L155 247V249L157 248L156 247V245L157 244H155V243H153ZM164 241V240H163ZM149 242V241H148ZM168 242V241H167ZM166 242V243H167ZM145 243V242H144ZM124 247V246H123ZM136 247V246H135ZM134 247V248H135ZM167 247V246H166ZM100 248V247H99ZM159 248V247H158ZM105 249V248H104ZM112 249V248H111ZM115 249V248H114ZM137 250V251H136ZM154 252H153V251ZM157 250V249H156ZM131 252H132V250H130ZM106 252V251H105ZM120 252V251H119ZM119 252H118V254H119ZM126 252V251H125ZM130 252V253H131ZM152 252V253H151ZM93 253V252H92ZM101 253V252H100ZM128 252H126V254H127ZM108 254H109V252H108ZM123 254H124V251H123ZM155 255V254H154ZM153 255V256H154ZM80 256V255H79ZM90 256V255H89ZM98 256V255H97ZM99 256H100V254H99ZM114 256H116V255H114ZM113 256V257H114ZM120 256V255H119ZM123 256V255H122ZM152 256V257H153ZM61 257H63V256H61ZM60 257V258H61ZM76 257V256H75ZM87 257V256H86ZM93 257H95V256H93ZM74 258V257H73ZM77 258H78V256H77ZM88 258V257H87ZM100 258H101V256H100ZM112 258V257H111ZM99 258L97 257V260H98ZM114 259V258H113ZM118 259V258H117ZM138 259V260H137ZM66 260V259H65ZM77 260V259H76ZM87 260V259H86ZM100 260H102V258L100 259ZM107 260V259H106ZM90 261V260H89ZM99 261V260H98ZM104 261V260H103ZM65 262V261H64ZM67 262V261H66ZM80 262V261H79ZM82 262H83V260H82ZM82 262H80V263H82ZM111 262V261H110ZM118 264L120 263V262H117ZM74 264H75V262H74ZM84 264V263H83ZM88 264V263H87ZM92 264H93V261H92ZM94 264H95V262H94ZM100 264V263H99ZM102 264V263H101ZM107 264V263H106ZM110 264V263H109Z\"/></svg>",
  "mask_w": 264,
  "mask_h": 264
}]
</instances>
